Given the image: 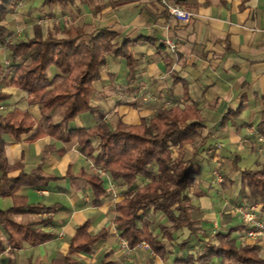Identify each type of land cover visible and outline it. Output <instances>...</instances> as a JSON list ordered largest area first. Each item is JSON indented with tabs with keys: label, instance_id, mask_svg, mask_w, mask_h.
<instances>
[{
	"label": "trees",
	"instance_id": "1",
	"mask_svg": "<svg viewBox=\"0 0 264 264\" xmlns=\"http://www.w3.org/2000/svg\"><path fill=\"white\" fill-rule=\"evenodd\" d=\"M23 0H0V46L11 51L8 66L0 62V103L6 102L12 94L4 88L12 87L28 95L30 107H14L7 114H0V197H11L13 205L0 209V253L20 250L25 245L39 246L53 240L56 233L43 227L53 224V218L18 221L16 215L26 213L53 212L57 205L32 204L19 190L26 186L45 188L49 181L61 177L47 175L43 164L31 172L23 170L18 176H10L19 162L13 166L5 154L4 135L20 139L32 131V140L50 136L64 143L76 142L80 151L91 159L94 166L108 172L114 181L124 184L126 191L115 203V225L119 236L130 248L143 242L151 250L165 258L168 242H174V232L182 228L191 231V237L181 243L189 252L178 256L175 264H213L215 258H229L240 264H264L261 246L238 243L234 228L217 233V242L205 241L197 232L192 210V196L187 192L193 175L198 172L195 159L185 156L189 145L202 137L205 119L201 109L195 104L186 106H160L151 118H143L139 124H128L121 119L114 128L100 123L91 128H71L70 123L79 115L92 110L91 99L95 82L102 77L107 55L126 59L132 73L136 58L129 49L130 40L118 45L117 32L109 27L89 31L86 26L70 25L59 33L44 31L36 26L34 34L27 40L10 43L12 30L8 25V15ZM75 0H46L49 5L68 4ZM185 0H176L182 5ZM185 97L189 98L187 89ZM262 116L256 131L264 140V97ZM37 106L35 113L33 107ZM243 106L230 109L222 118L226 124L236 119ZM63 109V114L59 110ZM59 116V119H57ZM99 139L96 147L94 139ZM175 151L178 154L175 155ZM241 159L240 155L236 156ZM241 176V190L249 195L246 198L264 203V166L245 168L235 164ZM91 185L94 204L100 205L108 196L104 178L96 173H82ZM145 179L144 183L141 180ZM159 212L164 222L156 232L154 219L147 214ZM171 224V227L168 226ZM109 232L102 229L97 233L90 231L88 221L80 224L69 239V250L53 260V264H83L82 253H91L95 246L107 239ZM201 245H200V244ZM198 245L203 248L201 253ZM197 248V249H196ZM26 264H37L30 260ZM99 264H115L102 260Z\"/></svg>",
	"mask_w": 264,
	"mask_h": 264
},
{
	"label": "crops",
	"instance_id": "2",
	"mask_svg": "<svg viewBox=\"0 0 264 264\" xmlns=\"http://www.w3.org/2000/svg\"><path fill=\"white\" fill-rule=\"evenodd\" d=\"M39 1L22 2L38 4ZM165 1L177 4L176 0ZM53 6L73 9L74 26H86L89 31L101 27L116 31L115 42L121 45L130 40L129 49L136 58L131 73L126 59L107 55L102 77L95 82L92 110L76 117L70 123L71 128H91L100 123L114 128L120 119L128 124H139L143 118H151L160 106L195 103L205 119V130L195 144L189 145L190 149L204 156L210 147L219 148L223 155L236 150L244 157L250 141H254L253 134L260 137L256 127L262 116L264 97V0H185L180 6L193 13L188 23L177 20L163 0H75ZM82 17L84 20L80 22ZM167 38L176 43L175 53L165 44ZM140 83L146 84L147 91L157 99L139 104L118 99V87L125 88L130 96H137ZM186 89L189 98L185 97ZM8 92L15 98L16 93L23 91L10 87ZM240 106L244 108L238 118L221 124L230 109ZM33 111L36 113L38 107H33ZM33 133L24 134L20 139L4 135L9 163L13 166L22 163L10 176H18L22 170L29 173L43 164L45 174L61 179L49 181L42 189L24 186L19 193L26 195L32 204L57 207L53 212L20 214L15 219L51 217L53 224L43 228L56 233V237L35 247L25 245L20 250L8 247L0 253V264H26L30 260L53 264L55 258L68 253L69 239L86 221L93 233L107 229L109 236L91 253L80 255L83 264H95L105 250L106 255L115 251L118 255L135 254V261L128 264H175L178 256H185L180 251L176 252L175 259H171L172 254L162 258L141 245L131 251L123 249L114 222V205L119 199L109 196L111 184L118 185V182L106 171L103 176L96 173V166L76 142L64 143L50 136L32 140ZM94 144L98 146V138L94 139ZM84 172L104 178L108 196L100 205L94 204L91 185L81 176ZM119 185L120 191L126 189L124 184ZM120 195L121 198L123 193ZM205 197H198L201 206H206ZM12 205L11 197H0V209L6 210ZM260 218L264 219V211ZM258 244L263 251L264 240ZM213 262L217 264V258Z\"/></svg>",
	"mask_w": 264,
	"mask_h": 264
},
{
	"label": "rangeland",
	"instance_id": "3",
	"mask_svg": "<svg viewBox=\"0 0 264 264\" xmlns=\"http://www.w3.org/2000/svg\"><path fill=\"white\" fill-rule=\"evenodd\" d=\"M74 14L75 11L71 8H55L53 5L45 4V1L43 0H40L38 4L20 2L17 8L8 15V25L12 30V35L8 40L10 43L27 40L33 36L36 26H41L45 32L52 30L56 32L59 31L60 33L64 27L73 25L75 22ZM79 14L82 16L83 11L80 10ZM65 16L69 18L67 23L62 21L63 17ZM83 20L84 18L82 17V21L80 22H83ZM10 61V49L8 47L0 46V62L4 66H8ZM9 89L10 87L4 88V90L7 92ZM18 93L15 94V98L11 97L6 102L0 103V114H7L14 107H30L27 93L24 91ZM25 94L27 96H25ZM11 107L12 109H10ZM59 114H63V109L59 110ZM57 119H59V116H57ZM204 130L205 129L202 130V135ZM252 137H254L253 142L255 143L250 141L251 145H248L249 149H247V154L244 157H242L240 153L236 152V150H230L228 154L223 155L221 152H219V148L214 150L213 147L209 148L205 156L199 153L197 150L195 151L190 149V146L187 147V150L184 153L188 158L193 155L195 161H199V163H201L200 165L199 163H195L198 172L193 175L190 187L187 192L192 195V203L196 206L191 212V216L194 219L195 225L197 227L196 233H198L205 241L211 240L213 242H217V233L220 231H227L229 228L235 229L234 237L238 243L258 244L260 241L264 240H257L256 242L249 241V239L245 237L248 227L241 222L234 210L236 206L240 205H247L253 202L263 203L262 201L252 198H246L249 193L247 190L244 193L242 192V186L240 185L241 176L240 173L235 169V164L245 168H257L264 166V144L259 140L257 135L255 136V134H253ZM177 154L178 151H175V155ZM237 155H240L241 159L239 158L236 160ZM215 172H218L222 181L218 180V176L215 174ZM200 180H204V182H201ZM145 181V179H142L141 183H144ZM117 187L118 191H120L121 187L119 183ZM125 191L126 189L121 190L117 199H120V194L124 193ZM110 194L109 196L112 198V194ZM201 196H206L204 198L206 200V206H201V204H199L200 199L198 197ZM147 216L149 219H154V225L156 226L155 230L157 233H160L161 230L158 228V225L164 222L163 215L159 212L157 214L156 212L154 213L153 211H150ZM168 226L171 227V224H168ZM190 237L191 231L188 228H182L175 231L173 239L174 242H168L169 252L167 253V257L172 254L171 259H175L176 252L180 253V251L186 255L189 250L188 248H182L181 243L187 241ZM200 245H198L197 248H199L198 250L202 253L203 249L200 247ZM106 251L107 250L102 252L95 264H99L102 260L109 259H118V263L115 262V264H128L129 262H132V260L135 261L136 259V256L135 254L133 255V253L128 255H122L119 253L118 255V252L115 251L116 253H107L108 255H106ZM263 251L260 249L261 255L264 258ZM146 253L147 252H145V254ZM228 262H230V264L237 263L232 259H222L219 257L217 258L216 263L229 264Z\"/></svg>",
	"mask_w": 264,
	"mask_h": 264
},
{
	"label": "built area",
	"instance_id": "4",
	"mask_svg": "<svg viewBox=\"0 0 264 264\" xmlns=\"http://www.w3.org/2000/svg\"><path fill=\"white\" fill-rule=\"evenodd\" d=\"M163 3L165 7L169 10V12L177 20L183 23H188L191 21L193 17L192 12L183 9L178 4H170L165 0H163ZM62 21L67 23L69 21V18L65 16L63 17ZM164 42L169 47L170 51H172L173 53L177 51V45L172 39L167 38ZM138 87H139V94L137 96H130L129 94H127V90L125 88L118 87L117 88L118 99L128 100L136 104H139L142 101L151 102L157 99V96L151 95L147 91L146 84L140 83ZM259 139L261 142L264 143V140L261 136L259 137ZM94 170L99 175L103 176L104 174H106L104 169L94 167ZM215 174L218 176V180L222 181V179H220L218 172H215ZM110 192L112 194L113 200H117V198L119 197L120 191H118V187L115 182L111 184ZM234 210L238 218L241 220V222L244 223L248 227V231L245 237L249 239V241L256 242L257 240L264 239V219L260 218V214H262L264 211V203L253 202L247 205H240V206H236ZM120 244H121V247L124 248L125 250L131 251V248L128 246L127 242L123 240L122 238H120ZM141 246H144L145 248L150 249L149 244H147L146 242H143Z\"/></svg>",
	"mask_w": 264,
	"mask_h": 264
}]
</instances>
